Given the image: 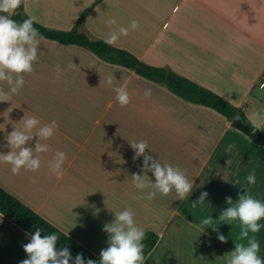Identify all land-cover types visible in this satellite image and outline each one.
I'll list each match as a JSON object with an SVG mask.
<instances>
[{"label": "crops", "instance_id": "0c3cea01", "mask_svg": "<svg viewBox=\"0 0 264 264\" xmlns=\"http://www.w3.org/2000/svg\"><path fill=\"white\" fill-rule=\"evenodd\" d=\"M98 0H26L25 12L53 30L69 31ZM7 16V13H0ZM116 24L110 29L109 19ZM137 20L140 28L112 45L134 54L143 63L167 68L223 97L247 117L264 107V0H101L87 16L80 32L104 40L113 29ZM43 52L24 86L10 100L0 102V154L11 151L7 136L25 115L44 124L55 120L54 136L40 154L37 172L0 162V187L58 227L90 252L100 256L108 247L104 225L115 213L130 209L137 226L159 236L145 264H227V254L240 240L241 224L219 223L237 202L242 186L264 203V144L252 141L216 111L189 103L164 86L135 71L105 64L80 46L44 39ZM75 64L72 69L69 65ZM63 69L60 79L56 66ZM111 77L113 84L106 81ZM127 85L131 100L121 107L113 88ZM0 89L8 91L6 82ZM151 89L150 98L144 95ZM264 134V124L257 129ZM35 131L33 134H35ZM39 137L26 146L35 148ZM146 141L147 155L179 167L193 183L181 201L173 190L144 199L151 189L135 188L132 175L144 157L133 159L130 143ZM229 145H234L227 151ZM57 151L67 154L61 179L48 164ZM255 170L256 183L246 178ZM149 180L155 183L151 172ZM202 192L203 206L192 207ZM212 225L201 221L210 217ZM252 234L264 260V219ZM215 228V229H214ZM223 234L227 243L218 240ZM31 235L0 214V264H20L28 256L23 245Z\"/></svg>", "mask_w": 264, "mask_h": 264}, {"label": "clouds", "instance_id": "9594fccd", "mask_svg": "<svg viewBox=\"0 0 264 264\" xmlns=\"http://www.w3.org/2000/svg\"><path fill=\"white\" fill-rule=\"evenodd\" d=\"M24 4L26 0H0V82H6L8 91L0 89V102L10 100L11 96L19 94L23 88L25 80L24 74H31L34 71V64L38 61L43 52L39 51L43 35L34 27L35 17L29 16L22 22H16L11 17L17 15V9ZM117 22L115 18L107 21V26L111 29ZM140 28L137 20L130 21L129 26H120L118 29L110 31L105 39L108 45H114L121 37H127L130 31H136ZM75 69V64L69 65ZM63 75V69L56 66V76L60 79ZM112 86V78L106 81ZM116 93V100L121 107H126L131 100L127 90V85L116 86L113 88ZM144 95L151 97V89H146ZM247 121L258 129L264 124V107L253 108L246 117ZM22 127H15L7 136V143L11 151L7 154H0V162L10 164L13 175L20 174L21 170L37 172L41 167L40 154L47 153L49 146L41 141H47L52 138L58 130V123L53 120L50 124L41 126V122L34 116L25 115L19 123ZM35 131V134L33 132ZM39 137L35 143V148L26 145ZM134 150L133 159L144 157L143 167L141 169L144 175L133 174L132 182L138 190L151 189L144 199L152 200L157 194L169 195L173 190L179 197V200H185L193 190V183L190 182L185 173L179 167H173L168 164H161L159 160L146 154L148 144L146 141L130 143ZM234 145H229L227 151H231ZM67 160V154L63 151H57L52 161L49 162V171L57 179L64 175L63 165ZM151 172L155 177V183L149 180L147 175ZM248 185H255L256 173L253 170L246 178ZM208 193L202 192L199 198L192 202V207L205 205ZM229 205L219 216V223L231 224L238 220L241 224L240 240H247V243H235V250L227 254V264H264L260 258V244L255 238L250 237V233H259L261 230L260 221L264 219V203L254 198L248 189L242 186V194H239L237 202H233L231 197H226ZM210 217L201 221L202 225L208 227L213 224ZM215 229V228H214ZM41 229H37L30 237V242L23 245L28 258L20 264H96L92 259H85L82 254H77L73 259L68 248L57 249L59 239L56 233L42 237ZM103 231L108 234V247L101 250L100 264H145L144 239L145 231L137 226L134 213L130 209L115 213V220L112 223L104 225ZM218 240L227 243L223 234H218Z\"/></svg>", "mask_w": 264, "mask_h": 264}, {"label": "trees", "instance_id": "16d2710c", "mask_svg": "<svg viewBox=\"0 0 264 264\" xmlns=\"http://www.w3.org/2000/svg\"><path fill=\"white\" fill-rule=\"evenodd\" d=\"M100 2L101 0H98L88 8L81 15L73 29L69 31L49 29L35 21L34 27L39 30L46 40L67 46L75 45L85 48L89 50L96 59L105 64L120 67L127 71H135L136 75L139 77L161 84L171 94L189 103L204 106L216 111L227 121H231L233 127L242 131L252 141L259 145L264 144V134L257 129L254 130L253 126L247 121L243 111L234 107L220 95L201 87L195 82L178 75L170 69L147 65L125 49L108 45L104 40H91L85 34L81 33V25ZM27 17H29V15L26 14L24 4H22L21 7L17 9V15L11 18L19 23ZM238 114L242 115L244 118L246 122L245 125L234 121V118ZM0 214L30 235H33L38 228L42 230V237L56 233L59 237L57 241L58 250L68 248L73 259L77 254H82L85 262H87L88 259H92L96 264H100V256L90 252L87 248L79 244L2 187H0ZM158 241L159 236L155 233L149 232L145 235L143 241L145 246V258L155 248ZM70 264H72V261H70Z\"/></svg>", "mask_w": 264, "mask_h": 264}, {"label": "water", "instance_id": "95a60500", "mask_svg": "<svg viewBox=\"0 0 264 264\" xmlns=\"http://www.w3.org/2000/svg\"><path fill=\"white\" fill-rule=\"evenodd\" d=\"M234 121L237 122V123H240L242 125H245L246 122L244 120V118L242 117V115L238 114L235 118H234Z\"/></svg>", "mask_w": 264, "mask_h": 264}, {"label": "built area", "instance_id": "2783aa9c", "mask_svg": "<svg viewBox=\"0 0 264 264\" xmlns=\"http://www.w3.org/2000/svg\"><path fill=\"white\" fill-rule=\"evenodd\" d=\"M259 87L262 88V89H264V82H260L259 83Z\"/></svg>", "mask_w": 264, "mask_h": 264}]
</instances>
